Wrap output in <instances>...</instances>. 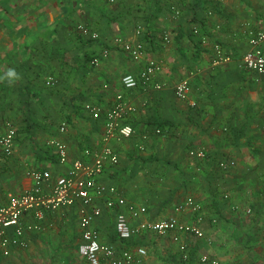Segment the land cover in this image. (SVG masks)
<instances>
[{
    "label": "crops",
    "instance_id": "obj_1",
    "mask_svg": "<svg viewBox=\"0 0 264 264\" xmlns=\"http://www.w3.org/2000/svg\"><path fill=\"white\" fill-rule=\"evenodd\" d=\"M79 23L97 31L98 38L80 36L75 30ZM257 29H264V0H0V132L6 120L22 123L29 96L41 122L33 141L20 135L10 156L0 151V203L7 193L31 187L28 169L50 172L43 184L47 192L73 159L84 158L85 148L103 145L102 119L89 117L82 105L91 102L106 109L121 93L135 107L123 121L136 135L106 140L118 162L107 164L97 182L115 185L128 202L144 206L141 219L172 214L174 205L186 196L201 204L203 235L181 238L195 239L193 246L186 243L188 259L180 258L169 234L142 231L167 240L150 246L153 253H147L146 263L209 264L199 259L206 254L218 264H264V161L260 156L264 154V72L238 66V59L250 48L248 32ZM115 36L142 40L140 59L133 60L114 44ZM215 44L230 60L214 63ZM260 48L264 53V40ZM103 49L107 55L96 65L90 63ZM146 59L161 63V71L153 77L161 87L123 88L121 76L138 71ZM9 70H15L19 79L10 82ZM48 75L56 79L57 95L54 99L43 95L41 104L31 90H40ZM183 78L189 83L184 100L173 93L174 84ZM52 120L57 122L50 129ZM61 121L66 122L62 132ZM163 121L164 134L154 133L155 123ZM46 139L66 145L65 163L58 162L52 147L43 142ZM199 150L202 157L189 154ZM85 159L92 161L90 156ZM226 159L234 163L219 167L218 161ZM95 204L101 213L92 226L100 242L116 249L127 247L114 230L117 209L106 208L101 198ZM75 206L78 210V204L71 207ZM61 209L45 213L43 228L28 233L26 248L16 247L0 260L17 255L11 264H22L18 257L36 249L37 235L55 227L59 236L63 226H56L65 222ZM53 214L58 216L53 219ZM178 216L194 219L189 210ZM24 219L33 217L27 214ZM75 229L76 240L69 241L71 236L49 249V264H88L81 256L71 258L79 241L77 225ZM137 246L147 247L136 243L127 248Z\"/></svg>",
    "mask_w": 264,
    "mask_h": 264
},
{
    "label": "built area",
    "instance_id": "obj_2",
    "mask_svg": "<svg viewBox=\"0 0 264 264\" xmlns=\"http://www.w3.org/2000/svg\"><path fill=\"white\" fill-rule=\"evenodd\" d=\"M78 32L89 38L97 39L98 32L84 24L76 26ZM196 31V30H195ZM136 33H140L137 29ZM250 48L238 59V66L254 71L264 72V53L260 48V43L264 40V29L250 30ZM167 40V35H163ZM114 44H118L133 60H138L144 53V45L140 40L125 41L120 36H115ZM214 63L230 60V55L223 52L219 44L214 46ZM101 56L107 55V50L100 52ZM99 57L94 56L90 63L96 65ZM162 69L161 63L154 59H146L144 65L136 72L124 73L120 78L123 88H135L153 84L155 88H160L161 84L153 82V77ZM54 80L48 76L45 84L51 85ZM189 92V83L186 78L177 81L173 86L174 96L178 99H186ZM92 119H102L103 142L97 149L85 148L84 158H76L71 161L67 171L56 177L49 191L43 190L44 182L50 179V172L45 169L30 168L27 175L32 179L29 189L22 192L6 195V199L0 203V256L7 257L16 247L26 248L28 246V233L37 232L43 228V219L46 212H53L61 208L71 207L78 204L77 227L79 230V241L77 244L78 254L85 258L88 264H147V251L143 246H137L134 250L127 247L116 249L113 245L100 242L97 230L92 226V221L101 213V208L95 204L98 198L103 199L104 206L109 209H117L114 219V230L121 240H129L142 231H151L158 235L169 234L171 240L178 245L180 258L188 259L189 251L187 244L181 241L182 237H196L203 235L199 223L202 220L201 204L192 196L185 199L173 207V213L155 220L141 219L146 213V208L128 202L125 197L118 193L115 185H106L97 182L96 177L103 171L107 164L115 165L118 162V155L106 140L108 138H132L135 136L134 128L124 122V118L135 107L127 104L121 93L114 97L113 104L104 109L99 104L85 102L82 105ZM66 122L61 121L59 131H64ZM154 133L162 134L160 128H154ZM16 127L12 121L6 120L4 129L0 132V151L9 156L13 150ZM146 138L145 134L141 139ZM53 150L58 162L65 163L68 158L66 145L59 140H51ZM143 143H139L142 148ZM190 155L202 157L203 151H190ZM90 156L89 162L85 157ZM234 162L231 160H219L218 166L226 168ZM227 197L226 194L223 195ZM189 210L194 219L192 221L182 220L178 213ZM32 215V221H25V215ZM134 221V222H133ZM215 221L214 218L211 219ZM201 262L218 264V261L202 254L199 257Z\"/></svg>",
    "mask_w": 264,
    "mask_h": 264
},
{
    "label": "rangeland",
    "instance_id": "obj_3",
    "mask_svg": "<svg viewBox=\"0 0 264 264\" xmlns=\"http://www.w3.org/2000/svg\"><path fill=\"white\" fill-rule=\"evenodd\" d=\"M142 140V139H141ZM48 140H44L43 142L47 145H50V142H47ZM143 142V141H142ZM261 158L263 159L262 161H264V154L260 155ZM63 210L61 214L59 215H64L65 217V222H63L62 225H58L56 226V228L59 226L62 228L63 226V231H61V234H58L59 236L56 235L55 233V227L52 228L51 230L46 231V232H42L41 234L37 235V246L36 249H32V253H25V254H21L18 257V261L21 260L22 264H49L50 260H52L51 256L49 255V252L51 250H49L50 248H53L54 245L56 243H61V240H64L65 242H68L66 239L70 238L72 236V238L69 240H76L77 238V234H76V225H77V220H78V210L75 207H70V208H64L61 209ZM56 216H58V214H53V219L56 218ZM54 221V220H53ZM55 222V221H54ZM56 223V222H55ZM54 232V235H48L50 233ZM76 236V238H75ZM161 236H157V235H149V234H145V233H140L135 235V237H132V241L131 243H129L131 246H133V244L136 243H141L146 247L147 253H153V251L151 250L150 252V246H154L155 243H160L162 244V242L167 241L165 238L163 237L162 239H160ZM192 239V238H191ZM189 239L188 241H185V243L188 244V246H193V240ZM145 243H144V242ZM74 253H76L77 257H74ZM71 255L72 260H78L77 258H79V254L77 252V248L75 250L72 251ZM53 255V254H51ZM148 255V254H147ZM14 259H17V255L16 256H12V257H8V258H2L0 260L1 264H11L14 262ZM17 263V262H16ZM58 263V262H56ZM56 263H52V264H56ZM77 263V261H76Z\"/></svg>",
    "mask_w": 264,
    "mask_h": 264
},
{
    "label": "trees",
    "instance_id": "obj_4",
    "mask_svg": "<svg viewBox=\"0 0 264 264\" xmlns=\"http://www.w3.org/2000/svg\"><path fill=\"white\" fill-rule=\"evenodd\" d=\"M78 25V24H77ZM76 25V26H77ZM85 25V24H84ZM76 26H75V30H77V28H76ZM86 26H88V25H86ZM89 27V26H88ZM78 31V30H77ZM78 34L80 35V36H82L83 38H85V39H89V38H87V37H85V36H83V35H81L79 32H78ZM142 43H143V45H144V42L142 41V40H140ZM97 57H102V56H100V53L98 54V55H96ZM94 57V56H93ZM93 57H91L90 58V60L89 61H91V59L93 58ZM48 76H50V75H48ZM48 76H46V78L44 79V81H43V83H42V87H40V90H31L32 91V93L31 94H35V95H37L38 97H37V101L38 102H43V95H48V96H51V97H53V99H54V96H56L57 95V84H56V79L55 78H53L52 76V78H53V80H54V82H53V84H51V85H47V84H45V81H46V79H47V77ZM31 97L29 96L27 99V103H28V105H27V115H24L23 114V119H22V123H20V124H17L16 125V123L14 122V121H12V120H10V121H12L13 122V124L15 125V127H16V134H15V137H14V140L17 138V137H19L20 135H21V138H26L27 140H30V141H33L34 140V133H35V130L39 127V126H41V122H39V120L37 119V117L34 115L35 114V107H33L32 105H31ZM42 104V103H41ZM37 107H39V105H37ZM31 111V112H30ZM65 117V116H64ZM66 119L68 120V117H66ZM25 120V121H24ZM56 120L55 121H51V125H50V129L52 128L53 129V126L54 125H56ZM43 124V123H42ZM59 124H60V122H59ZM156 127H158V128H160V130H161V132L164 134V131L166 130V122H158V123H155V128ZM45 130H47V127L45 128ZM52 134H53V132H51ZM51 147H52V145H50ZM52 149H53V147H52ZM3 154V153H2ZM6 156V155H5ZM10 156V155H9ZM193 218H194V216H193ZM120 241H126L127 242V247H128V245H129V243H131V241H132V238L131 239H129V240H121L120 239ZM147 251V250H146Z\"/></svg>",
    "mask_w": 264,
    "mask_h": 264
},
{
    "label": "clouds",
    "instance_id": "obj_5",
    "mask_svg": "<svg viewBox=\"0 0 264 264\" xmlns=\"http://www.w3.org/2000/svg\"><path fill=\"white\" fill-rule=\"evenodd\" d=\"M7 78H8L9 81L11 82V80L19 79V76H18V74L15 72V70H9L8 73H7ZM0 79H2V78H0Z\"/></svg>",
    "mask_w": 264,
    "mask_h": 264
}]
</instances>
